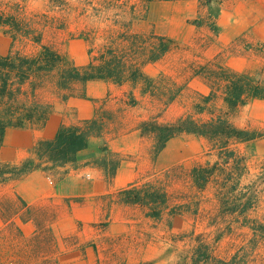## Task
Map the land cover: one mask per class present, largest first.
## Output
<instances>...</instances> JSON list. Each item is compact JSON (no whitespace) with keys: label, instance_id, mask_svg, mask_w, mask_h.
Wrapping results in <instances>:
<instances>
[{"label":"crops","instance_id":"crops-1","mask_svg":"<svg viewBox=\"0 0 264 264\" xmlns=\"http://www.w3.org/2000/svg\"><path fill=\"white\" fill-rule=\"evenodd\" d=\"M134 2L146 10L145 18L134 19V28L152 31L168 43L160 58L140 65L142 72L152 78L165 74L182 87L179 95L160 113L161 121H171L185 112H192L186 102H180L179 108H175V102L182 97H190L193 104L197 95L209 93L206 79L198 73L201 65L216 61L233 71L247 73L258 52L257 46L264 45V0ZM56 39L60 42L66 64L83 66L88 62L89 45L82 60L77 61L67 51L75 38H67L63 31L58 32ZM10 49L11 38L0 28V54H6ZM238 61L245 62L246 69L238 68ZM75 86L84 94L64 100L60 96L61 91L53 84L39 89V97L51 105L47 119L41 126L7 127L0 141V160L14 164L32 156L31 150L36 143L53 138L61 124L74 125L102 114L113 118L106 120L101 136L89 139L88 146L77 154L78 165H68L60 180L55 181L57 175L33 170L18 179L0 182V227H16L19 234L41 242L39 227H48L50 247H60L58 264H142L144 261L190 264L188 257L182 256L183 245L178 243L177 248H173L165 242V237L192 230L213 243L215 254L221 257L229 258L238 246L245 244L251 235L250 228L243 223L242 216L223 208L219 192L224 185L225 171L213 174L198 192L195 211L188 209L180 214H170L167 208L156 220L147 216L146 210L138 205H125L104 198L136 179L142 182L152 180L173 168L179 175L173 180L174 187L187 190L188 186L182 179L187 177L193 166L219 163L222 159L218 158L216 150L210 149L205 138L181 133L171 138L153 160L152 138L141 135L137 125L139 121L157 115L161 104L150 95L142 94L140 83L96 79ZM131 98L135 99L134 104L130 103ZM193 141L197 145L189 155L186 151L195 145ZM246 143L236 142L231 146L245 157L240 145ZM103 145L113 152L129 156L121 161L110 183L105 181L100 167L88 163L102 154ZM174 155L175 158L161 163L165 156ZM245 162L247 164L246 159ZM248 175L243 176L242 184L248 183L244 181ZM3 200L13 204L8 217L1 216ZM260 203L247 211L246 217H263L264 213L259 215L257 212ZM27 207L49 208L54 217L44 225H37L30 218L22 220ZM179 217L188 219L183 230L175 228ZM160 229L164 233H159ZM262 247L264 245L259 250ZM243 264L263 262L247 260Z\"/></svg>","mask_w":264,"mask_h":264},{"label":"trees","instance_id":"trees-1","mask_svg":"<svg viewBox=\"0 0 264 264\" xmlns=\"http://www.w3.org/2000/svg\"><path fill=\"white\" fill-rule=\"evenodd\" d=\"M55 7L64 6L67 0H52ZM87 1V0H85ZM133 17L119 21L122 29L116 39L109 35L101 47L89 45L88 62L83 66L66 64L60 42L56 36L65 31L66 25L48 12L29 13L21 0H0V28L11 38V49L0 54V141L7 127L41 126L51 111L49 102L41 99L39 89L53 84L61 91L64 100L69 96L83 95L75 84H85L89 80L106 79L114 82L130 80L141 84V93L155 98L160 104V112L139 121L137 128L141 135L152 138L151 158L154 160L166 143L181 133H190L205 138L210 149L216 150L222 159L212 164L196 165L187 177H183L185 190L174 187L176 169L166 170L161 177L142 182L134 180L114 194L104 196L125 204L138 205L146 210V215L154 220L160 219L168 208L170 214H180L188 209L195 211L197 196L213 174L224 172L219 193L222 194L223 208L242 216V221L251 230L245 244L238 246L229 258L214 252V244L207 242L201 233H175L165 237V242L173 248L181 243L182 256L188 257L190 264H243L247 260H261L264 264V216L248 218L246 212L255 209L261 202L264 192V161L255 179L242 184V178L249 173L245 158L231 145L248 142L264 133L248 127H239L231 116L248 100H264V84L255 81L249 74L233 71L216 61H209L198 70L206 79L210 90L206 95L199 94L192 104V112H185L171 121L159 120L160 113L179 95L182 87L169 76L159 74L152 78L145 75L140 65L154 61L167 50V41L147 29L133 31L136 17L145 18L146 10L140 3L130 4ZM74 38V37H71ZM79 38V36H77ZM84 38V37H83ZM87 42L88 39L84 38ZM149 39L148 43L142 42ZM112 40V41H111ZM221 98V105L216 101ZM131 98L130 103L134 104ZM206 114L208 118L197 115ZM113 118L107 114L81 121L74 125H59L51 139L39 140L31 150L32 156L19 163L0 160V182L5 183L20 178L33 171L42 170L57 175L60 180L67 172L66 167H76L77 154L88 146L91 137L102 135L106 120ZM102 154L88 163L100 167L104 179L110 183L122 160L129 156L113 152L105 145ZM179 176V175H178ZM181 177H179L180 180ZM23 206L25 203L18 198ZM3 216V213H1ZM4 217V216H3ZM54 212L49 208L27 207L26 218L33 219L37 225L51 221ZM103 224V223H102ZM41 237L51 240L48 227H39ZM142 264H157L144 261ZM183 264V263H175Z\"/></svg>","mask_w":264,"mask_h":264},{"label":"rangeland","instance_id":"rangeland-1","mask_svg":"<svg viewBox=\"0 0 264 264\" xmlns=\"http://www.w3.org/2000/svg\"><path fill=\"white\" fill-rule=\"evenodd\" d=\"M21 1L29 13L46 11L49 15L57 17L58 21L64 22L66 25L64 36L75 38L67 47L68 55L77 61L82 60L88 44L91 45L92 43L94 47L100 48L109 35H113V39H116L117 33L122 29L121 24L117 22L118 19L119 21H127L136 15V12L133 14V10H130V4L136 0H67L66 4L60 7H55L56 2L52 0ZM211 27L214 26L211 25ZM134 30L135 28H133ZM83 37L87 38L88 42ZM148 40L142 42L148 43ZM257 50L252 65L247 68V74L255 81L264 84V45H258ZM237 67L241 70L246 69V64L238 61ZM190 99V97H182L175 102V108H179L180 102H186L188 103L186 106H190L192 109ZM221 102V98L216 101L218 106L221 105ZM197 117L208 118V115L200 114ZM231 119L240 127H248L264 133V101L260 99L249 100L232 115ZM193 142L195 145L190 146L191 148L189 147L186 151L189 155L193 154L191 149L197 145L195 141ZM176 144L179 145L180 143L177 142ZM240 149L245 155L244 158L249 168V175L244 181L249 182L255 179V174L260 170L259 166L264 160V135L246 144H241ZM173 158L175 155L174 157L165 156L161 163ZM260 186L262 187L264 184L261 183ZM261 195L263 196L257 209L259 215L264 213V192H261ZM1 207L4 217H8L13 210V204L5 200L1 202ZM181 218L179 217V220L175 222V228L183 230L188 219L182 220ZM159 227L167 226L159 225ZM159 233H164V230L160 229ZM50 242L43 238L42 242L40 240L32 241L29 237L26 238L19 234L16 227H0V264H58L57 254L60 247L57 245L50 247Z\"/></svg>","mask_w":264,"mask_h":264}]
</instances>
